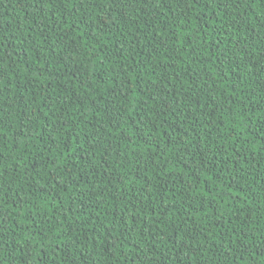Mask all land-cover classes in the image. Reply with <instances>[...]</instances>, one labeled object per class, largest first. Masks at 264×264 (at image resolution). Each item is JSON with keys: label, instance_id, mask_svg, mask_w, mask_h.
<instances>
[{"label": "trees", "instance_id": "obj_1", "mask_svg": "<svg viewBox=\"0 0 264 264\" xmlns=\"http://www.w3.org/2000/svg\"><path fill=\"white\" fill-rule=\"evenodd\" d=\"M0 264H264V0H0Z\"/></svg>", "mask_w": 264, "mask_h": 264}]
</instances>
